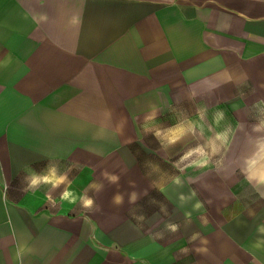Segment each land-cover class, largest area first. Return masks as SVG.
I'll use <instances>...</instances> for the list:
<instances>
[{"label":"crops","instance_id":"crops-1","mask_svg":"<svg viewBox=\"0 0 264 264\" xmlns=\"http://www.w3.org/2000/svg\"><path fill=\"white\" fill-rule=\"evenodd\" d=\"M43 16L51 41L42 48L34 34ZM201 83L224 84L227 99L248 96L264 106V0H0V264H264L257 231L264 211L249 219L240 204L218 207L213 187L184 180L157 191L126 188L120 204L137 213L156 204L154 193L171 207L136 220L124 207L123 224L99 223L96 231L89 211L72 216L73 206L53 207L33 197L38 192L21 201L7 193L26 166L38 173L57 167L72 161L76 147L101 162L136 160L121 140L124 125L165 127L158 122L169 110L165 97H185ZM125 100L135 109L124 120ZM116 193L106 198L111 206ZM201 199L208 209L194 208Z\"/></svg>","mask_w":264,"mask_h":264},{"label":"rangeland","instance_id":"rangeland-1","mask_svg":"<svg viewBox=\"0 0 264 264\" xmlns=\"http://www.w3.org/2000/svg\"><path fill=\"white\" fill-rule=\"evenodd\" d=\"M49 10L50 1L47 2L46 6L42 4V13H49ZM74 10L73 15L76 18V10H80V2L78 4L74 3ZM29 11L33 12V9ZM45 20L46 17L43 16L41 18L42 29L39 32L37 30L34 34L37 41L42 42V48L48 47V43L51 41L50 31L45 26ZM58 26L60 28V24ZM44 43H46L45 46ZM39 52L42 54L44 51L40 50ZM47 84L49 85L50 83ZM52 84L60 86L69 83ZM35 85L34 82L21 83V86L26 87L28 91H33ZM143 90L141 93L145 92L144 87ZM249 91L253 92L251 89ZM226 96V86L224 84L215 86V83L214 86H211L210 83H201L191 93H187L185 97L178 96L177 91H171L170 97H165L164 99L170 102L169 110L164 113L163 117L161 116L158 119V122L160 124L164 123V128L182 125V128L176 132L177 135L182 136V139L170 146L167 144L166 138L158 141L151 133L146 134L144 132L143 125L147 124L155 130L158 126L156 123H138L137 129L132 124H125V127L122 129L121 140L122 142H129L127 147L136 156V160L132 162L124 160V157L120 160L101 162L93 159L94 156L92 155L87 156L81 153L82 149L76 147L71 156L72 161L57 163L58 172L67 173L69 180L73 181L74 189L77 192L91 182L99 183L103 186L99 191L92 188H88L87 190V195L93 197L98 206L96 209L89 211V217L96 222L95 231L99 223L102 225V229L104 228L103 226L108 229L123 224L126 221L122 219L124 207L126 208L125 217L132 220H136V217H145V214L153 210L161 211L164 208H170L171 205L161 195L156 193L149 195L156 198V204H150L146 209L147 211L141 212L140 210L139 213L135 211V207L134 209L133 207L130 208L126 206L127 204L119 203L112 204L111 206L108 204L109 202L106 198L113 196L115 192L119 194V192L126 191V188L136 185H151L155 191L161 188V186L171 187L172 185H176L172 183L174 176H179L181 181L184 182L185 180L184 183L189 186L213 187L212 190L218 191V194L211 196L217 198L214 201L218 203V207L232 202L235 206H239L240 204L246 210L244 212L245 215L248 213L247 218L249 219L258 210L260 212L264 211V199L260 198L259 194L249 187L239 170V165L243 158L251 152L252 140L257 135H260L252 132V126L259 123L260 120H264V115H259L264 111V106H259L256 99L249 98L248 96L234 97L232 99H227ZM145 100L147 99H138V109L142 108V102H145ZM153 100L155 102H163L160 98H153ZM133 105L129 100L123 101L122 109L127 111V114L121 115L123 119L125 116L129 117L130 109H135ZM219 112H223L224 119L217 125L214 121V115ZM154 121L157 122L156 120ZM229 124L233 129L234 135L230 145L224 146L226 155L222 153L224 161L219 171L215 169V166L206 169L185 168L184 171H180V168H184L187 162L181 163L179 168L176 167L181 157L189 148L194 147L197 143H203L212 137L214 132L222 130ZM74 162H78L80 167L69 169L68 166ZM43 166L45 167V165ZM105 171L119 176L118 182L113 184L106 179L103 176V172ZM140 174L143 177H139L138 179ZM22 180H14L9 188H7L9 196L18 201L23 200L25 196V192L20 190L21 187H27L26 182L22 183ZM64 187L66 185L53 190L54 199L59 197ZM45 191H49V189L41 186L38 193H33L35 194L33 197L44 196ZM202 196L209 195L203 194ZM201 200L204 204V199ZM141 204L145 205L144 199L141 201ZM204 206L207 209L209 208L205 204ZM73 207L74 209L70 211L73 214L72 216L82 215L87 211L81 208L76 209V207H80L79 204ZM250 212L253 214L250 215Z\"/></svg>","mask_w":264,"mask_h":264},{"label":"clouds","instance_id":"clouds-1","mask_svg":"<svg viewBox=\"0 0 264 264\" xmlns=\"http://www.w3.org/2000/svg\"><path fill=\"white\" fill-rule=\"evenodd\" d=\"M259 115H264L262 111ZM147 119V118H146ZM224 119L223 112H219L214 115V121L219 125L220 121ZM144 132L151 133L156 140L161 141L162 139H167L168 145H174L182 139V136L177 135L176 132L182 128V125H176L171 127H156L155 130L150 128L147 124L143 125ZM252 132L258 133L252 140V148L250 154L245 156L239 165V170L241 175L244 177L245 181L249 187L256 193L259 197L264 199V120H260L259 123L252 126ZM233 129L231 125H227L220 131L214 132L213 136L205 140L203 143H197L194 147L189 148L184 155L181 157L180 161L176 165L179 168L181 163L187 162L184 168H180V171H184L185 168L194 169H206L211 166H215V169H219L223 166L225 148L224 146L230 145L233 137ZM193 157H195L193 159ZM72 167L79 168L78 162H74L68 166L69 169ZM25 172L27 175L23 178L22 183L27 184V187H21L23 192H39L41 186H45L49 191L44 192V200L46 202L51 201L52 206L55 207L59 203L62 207L64 206H75L77 204L87 211H92L98 206L93 197L87 195L88 188L95 189L99 191L103 186L99 183L91 182L87 186L83 187L79 192L74 189L73 181L69 180L67 173H59L55 165H50L43 172H36L29 166H26ZM103 176L108 179L111 183L115 184L119 180V176L114 174H109L107 171L103 172ZM172 183L176 185H182L181 178L179 176H174L172 178ZM62 185H66L64 190L61 192L57 199H54L51 195V190L60 188ZM164 189H161L163 191ZM195 191L192 192V196H195ZM122 196L117 194L114 196V203L119 204L122 202ZM132 199L135 200V193L132 195ZM181 199H184L181 196ZM203 207V203L197 200L194 208L199 210ZM252 215L253 213H249ZM190 215V214H187ZM85 219H88L85 216ZM168 229L172 232L178 230V225L169 224ZM257 231L264 235V224L258 226ZM198 233L194 234L190 240H195L198 237ZM204 244H207V240H203ZM254 247L259 248L260 244L257 243ZM24 249H17V258L22 260V254ZM183 252L187 253V249H182ZM197 252H206V248H198ZM134 259V258H133Z\"/></svg>","mask_w":264,"mask_h":264}]
</instances>
